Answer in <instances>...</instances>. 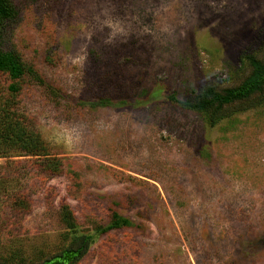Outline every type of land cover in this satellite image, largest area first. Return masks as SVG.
Listing matches in <instances>:
<instances>
[{
    "label": "rangeland",
    "instance_id": "374dc122",
    "mask_svg": "<svg viewBox=\"0 0 264 264\" xmlns=\"http://www.w3.org/2000/svg\"><path fill=\"white\" fill-rule=\"evenodd\" d=\"M11 1L3 49L37 74L22 109L65 170L27 165L31 212L0 202V255L59 253L67 203L98 233L80 264H264V104L211 127L168 100L251 74L264 0ZM114 215L134 226L108 231Z\"/></svg>",
    "mask_w": 264,
    "mask_h": 264
},
{
    "label": "trees",
    "instance_id": "16d2710c",
    "mask_svg": "<svg viewBox=\"0 0 264 264\" xmlns=\"http://www.w3.org/2000/svg\"><path fill=\"white\" fill-rule=\"evenodd\" d=\"M16 17V9L11 0H0V202L7 203L16 212L28 214L31 203L25 193L19 192L24 176H29L27 165L35 164L40 176L60 177L64 174V162L51 155L47 144L35 124L22 109L20 96L22 82L27 74L37 77L29 69L22 57L3 49L2 39L6 25ZM264 54V45L262 47ZM252 68L251 74L237 87L225 89L222 93L214 87L208 88L198 97V103L180 101L170 96L171 103L204 116L214 127L220 120L229 118V110L237 105L250 107L264 104V56L261 59L246 56ZM8 78L12 83L2 84ZM228 111V112H227ZM226 112V113H224ZM24 166V168H22ZM59 224L67 231L65 239H70L59 253L48 256L26 257L15 250L8 255H0V264H80L95 243L98 233H79L78 220L69 204H63L58 212ZM134 223L127 218L114 215L108 231L131 228Z\"/></svg>",
    "mask_w": 264,
    "mask_h": 264
}]
</instances>
